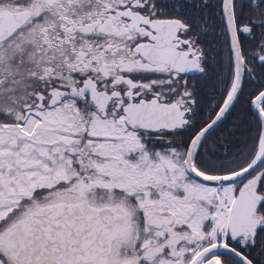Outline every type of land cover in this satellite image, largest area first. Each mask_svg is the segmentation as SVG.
I'll list each match as a JSON object with an SVG mask.
<instances>
[{"label": "snow or ice", "instance_id": "snow-or-ice-1", "mask_svg": "<svg viewBox=\"0 0 264 264\" xmlns=\"http://www.w3.org/2000/svg\"><path fill=\"white\" fill-rule=\"evenodd\" d=\"M0 264H264V0H0Z\"/></svg>", "mask_w": 264, "mask_h": 264}]
</instances>
